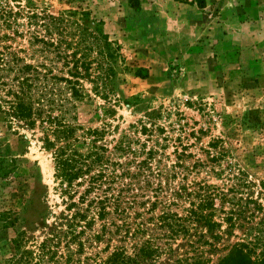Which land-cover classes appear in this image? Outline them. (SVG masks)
<instances>
[{
  "label": "rangeland",
  "instance_id": "374dc122",
  "mask_svg": "<svg viewBox=\"0 0 264 264\" xmlns=\"http://www.w3.org/2000/svg\"><path fill=\"white\" fill-rule=\"evenodd\" d=\"M0 2L21 10L16 27L23 33L28 29L26 14L33 10L55 16L64 12L90 32L99 29L108 36L117 53L109 61L114 75L103 82L95 79L101 69L94 61L89 78L80 79L90 97L76 102L71 111L76 120H69L77 127L76 136L97 128L96 144L115 165L132 159L133 152L154 147L162 182L167 172L176 173L168 177L176 187L193 178L217 185L230 184L225 177L234 175L246 181L242 197H215L211 207H202L222 222L213 233L217 239L204 225L190 223L188 233L171 241L170 248L150 264H173L176 257L191 253V243H201L210 258L207 264H216L236 242L253 243L258 238L264 243V0H203V7L196 0H139L137 8L129 0ZM13 44L27 49V35L16 36ZM89 44L96 49L92 40ZM92 53L90 57L96 55ZM37 61L47 67L43 72H65L53 54L28 52L24 58L26 63ZM95 84L107 89L108 98L93 92ZM56 87L41 99L53 116L60 112ZM45 127L49 128L46 120L29 127L0 114V264L15 254L19 257L21 251L32 252L34 263L43 248L45 262L101 264L115 242L108 249L105 241L89 242L99 228L98 220L71 238L73 208L68 209L70 198L61 193L54 177L51 150L43 146ZM120 140L130 145L129 151L118 149ZM90 145L88 137L75 142L84 152ZM158 180L151 179L153 184ZM76 189L73 200L83 187ZM199 199L136 197L131 210L137 213L136 221L143 220L148 227L137 239L154 233L163 243L165 239L158 236L162 229L155 230L154 224L161 210L185 216L189 208L196 209ZM153 201L155 207L148 211ZM226 215L238 217L233 227L223 220ZM8 217L12 223L2 226ZM19 238L17 250L13 240ZM70 253L72 259L65 262Z\"/></svg>",
  "mask_w": 264,
  "mask_h": 264
},
{
  "label": "trees",
  "instance_id": "16d2710c",
  "mask_svg": "<svg viewBox=\"0 0 264 264\" xmlns=\"http://www.w3.org/2000/svg\"><path fill=\"white\" fill-rule=\"evenodd\" d=\"M196 1L203 7V0ZM129 2L132 7H139V0H129ZM20 12V9L13 10L7 4L0 2V114L9 122L18 120L29 127H33L37 121H47L49 128L45 127L43 146L46 150H51L54 177L58 181L61 193L70 198L68 209L73 208L69 223V231L73 235L71 238L74 240L78 233L91 229L98 220L99 228L94 229L93 235L88 237L89 242L92 244L95 241H105L107 249L112 242H115L101 264H150L170 248L171 241L181 234L185 236L188 233L190 223L204 225L211 237L217 239L219 235L213 233L215 229L220 230L222 222L214 220L213 213H204L201 209L211 207L215 197H242L246 181L234 175L232 178L225 177L231 180L230 184L217 185L209 183L207 179L193 178L176 187L168 181V177H175L176 173L167 172L164 176L166 181H161L162 173L155 169L159 167V161L155 159L157 151L154 147L146 151L133 152L132 159L115 165L105 156L101 146L96 144L99 133L97 128H88L76 136L77 127L69 120H76V113L71 115V111L76 108V102L90 97L80 79L89 78L94 61L101 69L95 75V79L103 82L111 78L114 70L109 61L116 58V49L111 47L108 36L101 30L90 32L77 21L66 17L64 12L55 16L47 12L38 13L30 10L26 14L28 29L25 33L20 32L16 27L19 24L17 15H20ZM73 26L74 29L71 30ZM21 35H27L29 43L27 49L13 44L16 36L21 37ZM91 40L95 44L94 50L89 44ZM93 51L96 55L90 57ZM28 52H31V56L36 52L53 54L55 60L62 61L60 71L65 70L64 74H51L50 69L43 72L47 67H44L45 65L40 61L24 62ZM21 53L24 55L21 56ZM12 72L14 76L10 78ZM55 87L60 93L58 98L60 112L53 116L50 108L44 109L45 105L41 103V99L54 93ZM92 90L96 95L104 99L108 98L105 87L95 84ZM143 130H146L145 126ZM49 133L54 139L48 136ZM87 137L91 145L90 149L84 152L75 146V142L84 141ZM59 142L61 143L57 145ZM118 149L127 152L130 145L120 140ZM142 154L143 157H138ZM216 174L222 177L221 172ZM153 177L159 178L155 184L151 181ZM185 178L184 174L182 179ZM261 182L264 184V178ZM77 187L83 189L79 192L78 198L73 200L72 195L78 193ZM136 197H199L200 199L196 209L189 208V214L185 216L167 209L161 210L154 223L155 230L162 229L158 236L165 240L160 243L154 233H149L142 241L137 239L139 233H146L148 227L143 220L136 221L137 213L131 210L136 203ZM155 202H151L148 211L154 209ZM236 219L238 217L234 215H226L223 220L229 227H233ZM10 223L12 219L8 217L4 219L2 226ZM203 236L204 234H200L201 239ZM20 240V238L13 240L14 248L17 250L21 246ZM207 241L205 238L204 243ZM77 242L79 247H83L81 241ZM257 244L261 246L259 251ZM210 245L212 246V243ZM190 252H185L184 257H176L173 264H207L210 261V258L205 256L201 243L198 245L191 243ZM23 253L21 251L19 257L13 255L6 264L60 263L59 259L53 263L41 260L45 256L44 248L38 253L34 263H31L32 252ZM71 256L70 253L64 257L65 262L70 261ZM216 264H264V243L258 238L253 243L252 241L236 242Z\"/></svg>",
  "mask_w": 264,
  "mask_h": 264
}]
</instances>
